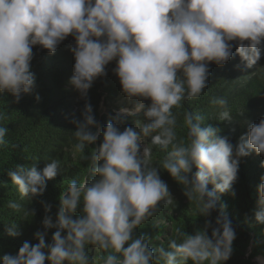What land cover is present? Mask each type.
Wrapping results in <instances>:
<instances>
[{
  "label": "clouds",
  "instance_id": "clouds-1",
  "mask_svg": "<svg viewBox=\"0 0 264 264\" xmlns=\"http://www.w3.org/2000/svg\"><path fill=\"white\" fill-rule=\"evenodd\" d=\"M69 36L74 64L68 82L84 101L80 117L69 120L75 125L74 152L100 143L81 157L89 162L86 176L70 179L54 214L53 204L38 201L45 215L42 230L34 233L37 243L24 241L15 253L0 256V264H225L233 255L236 228L226 205L218 208V201L224 193L235 197L242 157L253 152L264 156V118L245 121L247 131L233 143L199 112L185 111L186 136L178 138V113L172 109L200 97L208 87L210 64L223 66L234 55L240 58L237 68L259 64L264 57V0H0V94L19 103L23 94L33 93V48L52 55ZM112 63L127 103H149L114 109L101 129L88 94ZM35 99L40 100L38 93ZM211 103L218 108V121L232 120L226 97ZM138 111L143 119L122 128ZM6 119L0 110V122ZM7 132L0 124V148L8 143ZM148 138L165 151L157 165L145 144ZM37 164H17L6 171L21 199L42 196L47 182L61 173L59 159L42 168ZM160 170L182 186L197 217L206 219L194 234L177 227L166 247L163 242L152 247L150 233L136 230L160 211L161 202H175ZM257 193L254 219L264 225V175ZM7 206L21 210L17 202ZM28 211L35 215L29 209L25 215ZM213 212L214 220L208 219ZM49 230L54 231L46 242ZM4 234L15 238L22 233L13 222L5 225ZM256 243L251 241L248 254ZM90 246L103 254L90 256Z\"/></svg>",
  "mask_w": 264,
  "mask_h": 264
},
{
  "label": "trees",
  "instance_id": "trees-1",
  "mask_svg": "<svg viewBox=\"0 0 264 264\" xmlns=\"http://www.w3.org/2000/svg\"><path fill=\"white\" fill-rule=\"evenodd\" d=\"M73 42L69 36L63 41L57 51L49 55L47 50L33 48L34 58L32 71L35 73L36 87L31 94H23L19 103L13 102L10 94H0V110L4 111L7 119L0 122L8 128L5 139L7 145L0 148V256L5 253H15L24 241L37 243L34 233L42 230V218L45 215L43 206L38 202L44 200L54 205L52 213L56 212L55 205L58 196L66 189L70 179H83L86 176L88 161L81 157L94 151L100 140L86 147L84 153L74 152L77 142L73 136L75 125L69 120L74 115L80 117L84 101L78 99V92L69 84L73 74V54L69 45ZM235 51V49H234ZM240 58L234 55L225 65L210 64L211 76L208 87L204 89L199 98L183 101L179 108H173L177 115L178 138L186 136L183 127V113L185 111L199 112L205 117V123L219 127L221 136H228L235 143L247 131L245 121L258 123L264 118V57L252 69L237 68ZM114 63L108 65V74L98 78L89 90V103L101 129L108 122V117L114 115V109L125 106L121 101L124 98L120 91L118 78L112 73ZM256 73V74H253ZM39 94L40 100L35 99ZM216 97H226L232 114L231 121H218L217 106L211 103ZM142 101H140L141 103ZM144 104L149 101H143ZM102 108L105 110L103 111ZM108 110V111H107ZM136 119H143V111L126 120L124 126H134ZM12 144H18L13 148ZM145 144L152 148L153 164L157 165L165 155V151L158 146L151 145L150 138ZM55 158L61 161V173L54 180L47 182L44 194L33 201L21 199L17 187L11 183L6 175L8 169L17 164L30 167L38 162L42 168L48 160ZM264 156L255 152L242 157L239 164L238 180L233 185L235 197L229 193L220 195V204L226 205V212L236 228V239L233 241V255L225 264H264V225L258 224L254 219V210L257 200V186L260 176L264 175V168L260 161ZM195 171V169H193ZM161 178L168 184L175 202L173 205L160 204V211L142 224L136 231L148 232L153 238L152 247L161 242L167 246V240L175 235V229L181 227L189 234H194L197 228L203 226L205 217L196 215L195 204L189 202L183 195L182 186L179 185L165 170H160ZM7 182V183H4ZM211 189V185L208 186ZM9 201L21 205L19 212L10 209ZM30 211L25 215V210ZM247 214V219H245ZM217 215L212 213L213 219ZM17 223L21 231L19 237H9L4 234L5 225ZM54 230H49L46 242L50 241ZM251 241H256L251 253L247 249ZM103 253L89 247V255L98 258ZM191 264V262H189Z\"/></svg>",
  "mask_w": 264,
  "mask_h": 264
},
{
  "label": "rangeland",
  "instance_id": "rangeland-1",
  "mask_svg": "<svg viewBox=\"0 0 264 264\" xmlns=\"http://www.w3.org/2000/svg\"><path fill=\"white\" fill-rule=\"evenodd\" d=\"M120 102H122L123 104H125V106H128V107H130V108H134V105L136 104V103H140V101H134L133 102V104H128L127 103V101H126V99H125V97L123 98V99H121V101ZM142 103H143V101H142ZM102 110L103 111H105L103 108H102ZM108 111V110H107ZM137 113H139V111L138 112H135V114H137ZM255 260V259H254Z\"/></svg>",
  "mask_w": 264,
  "mask_h": 264
},
{
  "label": "bare ground",
  "instance_id": "bare-ground-1",
  "mask_svg": "<svg viewBox=\"0 0 264 264\" xmlns=\"http://www.w3.org/2000/svg\"><path fill=\"white\" fill-rule=\"evenodd\" d=\"M255 264H259L258 259H255Z\"/></svg>",
  "mask_w": 264,
  "mask_h": 264
},
{
  "label": "water",
  "instance_id": "water-1",
  "mask_svg": "<svg viewBox=\"0 0 264 264\" xmlns=\"http://www.w3.org/2000/svg\"><path fill=\"white\" fill-rule=\"evenodd\" d=\"M249 247H250V243H249V245H248V249H247L248 251H247V254H248V252H249ZM253 260H254V259H253Z\"/></svg>",
  "mask_w": 264,
  "mask_h": 264
}]
</instances>
